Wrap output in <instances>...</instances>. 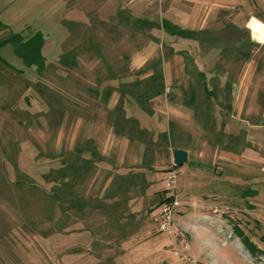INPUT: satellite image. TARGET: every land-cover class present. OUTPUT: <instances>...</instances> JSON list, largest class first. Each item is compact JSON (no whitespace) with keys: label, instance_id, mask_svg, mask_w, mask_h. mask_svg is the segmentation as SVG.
Segmentation results:
<instances>
[{"label":"rangeland","instance_id":"374dc122","mask_svg":"<svg viewBox=\"0 0 264 264\" xmlns=\"http://www.w3.org/2000/svg\"><path fill=\"white\" fill-rule=\"evenodd\" d=\"M151 1L0 0V264H264V44L252 46L251 101L225 102L228 113L210 99L189 107L179 95H205L198 71L209 91L230 97L225 83L246 87L243 71L218 66L212 52L204 64L196 46L181 68L160 27L132 25L133 15H159L161 0ZM231 10L229 22L237 14L246 29L264 0ZM164 62L177 99L169 106L191 114L182 132L161 109L157 144L146 134L138 148L122 135L102 147L85 145L82 128L73 136L82 110L99 111L103 88L128 92L151 74L160 82ZM178 148L189 155L175 167ZM172 197L169 235L156 219Z\"/></svg>","mask_w":264,"mask_h":264},{"label":"crops","instance_id":"0c3cea01","mask_svg":"<svg viewBox=\"0 0 264 264\" xmlns=\"http://www.w3.org/2000/svg\"><path fill=\"white\" fill-rule=\"evenodd\" d=\"M177 2V0H161L159 15L154 14L155 17L153 18L133 15V27L146 34L151 32L152 29L156 30V28L160 27L166 40L165 52L167 53L168 41L169 53L173 55L174 62L181 63V68L184 69V63L193 60L192 48L195 46L197 51L199 50L201 53V59L204 64L207 60H211L207 55H203L204 53L212 52L218 54V57L212 58L214 62L217 65H228V69L231 70L242 69L244 74L243 83L246 85V78L251 75L250 72L253 65L252 46L256 45L248 28V23L251 19L264 23V13L260 14L263 18L250 16L244 22V28L246 29H243V26L239 27L236 23L237 19L240 21L239 15L235 14V22H229L230 19H228L229 14L232 12L231 9L236 5V0H191L189 1V4L192 5L191 10L190 8H183ZM131 3L134 9L141 5L148 6L150 3L153 6L157 5L154 1L150 2V0H131ZM157 20H159V23H157ZM149 37L152 38L151 35ZM196 58L199 60V57L196 56ZM162 68H158L161 74L160 82L155 81L151 74L145 79H134L130 83L132 89L128 92L121 93L119 89L115 92H110L108 87L103 88L102 92L97 96L100 104L99 111L82 110L84 113V117L80 118V120H83L81 123L82 127L74 126L73 136L76 137L77 132L82 128L83 133L91 135L90 137H84L85 145L97 142L102 147L103 145L109 146L110 141L113 143L114 138L121 135L125 143L131 141L132 144H137L139 140L135 136L146 134L151 137L150 142L157 144V136L165 135L167 130V119L165 117V122H162L164 116L159 111L161 109L165 112V116L168 110V114L171 117L168 123L169 126L171 124L179 131H181L183 126H189L188 121L191 114L187 113V106L184 107L177 104H175L174 108L169 106L177 99L173 97L174 95L167 93L169 82H167V76L164 73L167 71V62L163 63ZM197 75L202 81L205 95L198 97L194 94L187 96L181 93L179 95L180 103L182 102L192 107L195 101L204 102L210 99L217 103L219 110L228 113L229 107L227 108V106L230 104L226 105L225 102H233L232 105H236L235 102L251 101V99L247 98L249 88L247 85L243 87L242 84H238V91L235 93L231 92V85L227 82L225 87L227 91L233 94L232 97L226 91L223 94L216 95L208 90L206 74L198 71ZM156 86H159L158 90L155 88ZM141 87H144L143 90H141ZM88 97L87 99L90 100V96ZM161 104L163 108H160ZM194 109L190 110L193 111ZM247 112L251 111L247 109ZM131 131L132 136L130 135ZM137 145H135L136 148L139 147ZM177 150L184 149L178 148ZM187 153L189 155V152ZM140 195L144 197L146 193H140Z\"/></svg>","mask_w":264,"mask_h":264},{"label":"built area","instance_id":"2783aa9c","mask_svg":"<svg viewBox=\"0 0 264 264\" xmlns=\"http://www.w3.org/2000/svg\"><path fill=\"white\" fill-rule=\"evenodd\" d=\"M174 177V176H173ZM170 177V180L167 184L168 188L173 190L175 188V180ZM177 203L173 197V200L165 202L160 208V212L156 221L158 220V230L161 233L171 235L173 233V223H172V215ZM187 262L190 264H197L196 261L192 258H188Z\"/></svg>","mask_w":264,"mask_h":264},{"label":"bare ground","instance_id":"6f19581e","mask_svg":"<svg viewBox=\"0 0 264 264\" xmlns=\"http://www.w3.org/2000/svg\"><path fill=\"white\" fill-rule=\"evenodd\" d=\"M248 28L255 41L264 43V23L256 19H251L248 23Z\"/></svg>","mask_w":264,"mask_h":264},{"label":"water","instance_id":"95a60500","mask_svg":"<svg viewBox=\"0 0 264 264\" xmlns=\"http://www.w3.org/2000/svg\"><path fill=\"white\" fill-rule=\"evenodd\" d=\"M188 153L183 150H175L173 152V164L175 167H180L187 163Z\"/></svg>","mask_w":264,"mask_h":264},{"label":"trees","instance_id":"16d2710c","mask_svg":"<svg viewBox=\"0 0 264 264\" xmlns=\"http://www.w3.org/2000/svg\"><path fill=\"white\" fill-rule=\"evenodd\" d=\"M167 200H168V201H171V200H173V197H172V198H170V199H167ZM167 200H166V201H167Z\"/></svg>","mask_w":264,"mask_h":264}]
</instances>
